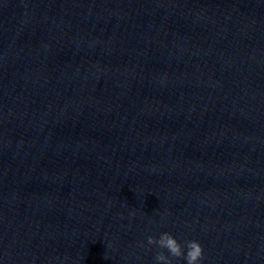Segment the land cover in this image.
<instances>
[{"label":"clouds","instance_id":"9594fccd","mask_svg":"<svg viewBox=\"0 0 264 264\" xmlns=\"http://www.w3.org/2000/svg\"><path fill=\"white\" fill-rule=\"evenodd\" d=\"M147 244L159 249L155 255L156 264H173L174 259H183L186 264H201L203 259V248L198 241L191 240L182 245L167 232L161 233L158 239L148 236Z\"/></svg>","mask_w":264,"mask_h":264}]
</instances>
